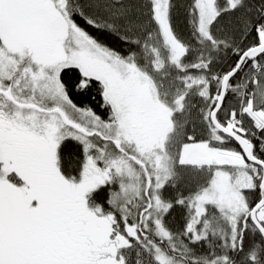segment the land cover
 Here are the masks:
<instances>
[{"label":"snow or ice","instance_id":"obj_1","mask_svg":"<svg viewBox=\"0 0 264 264\" xmlns=\"http://www.w3.org/2000/svg\"><path fill=\"white\" fill-rule=\"evenodd\" d=\"M0 264H264V0H0Z\"/></svg>","mask_w":264,"mask_h":264},{"label":"trees","instance_id":"obj_2","mask_svg":"<svg viewBox=\"0 0 264 264\" xmlns=\"http://www.w3.org/2000/svg\"><path fill=\"white\" fill-rule=\"evenodd\" d=\"M69 150H71V149H69Z\"/></svg>","mask_w":264,"mask_h":264}]
</instances>
